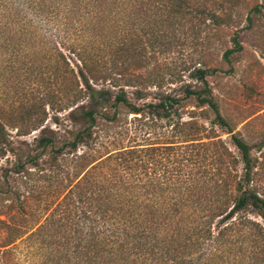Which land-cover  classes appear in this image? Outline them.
I'll return each mask as SVG.
<instances>
[{
  "label": "trees",
  "instance_id": "1",
  "mask_svg": "<svg viewBox=\"0 0 264 264\" xmlns=\"http://www.w3.org/2000/svg\"><path fill=\"white\" fill-rule=\"evenodd\" d=\"M227 3L0 0V47L3 36L17 39L48 26L54 37L65 35L77 69L66 63L69 86L58 111H68L75 127L66 135L45 126L48 103L10 113V123L0 112V162L11 166L0 164V200L11 202L0 210V264H7L9 246L48 226L77 264H242L252 252L233 238H244L250 226L262 236L257 257L264 264V227L234 219L253 208L264 220V134L251 143L235 132L209 80L242 50L238 33L233 48L226 41L210 50L227 26ZM251 12L257 16L260 7ZM247 21L252 27L254 18ZM191 46L197 51L188 60L182 53ZM155 58L161 61L150 65ZM16 64L12 58L0 65V92ZM121 109L139 124L111 134ZM8 126L18 140L39 136L15 141ZM49 193L57 200L44 223L23 228L2 218L14 205L27 218L35 195L41 201ZM229 240L234 248L225 247Z\"/></svg>",
  "mask_w": 264,
  "mask_h": 264
},
{
  "label": "rangeland",
  "instance_id": "2",
  "mask_svg": "<svg viewBox=\"0 0 264 264\" xmlns=\"http://www.w3.org/2000/svg\"><path fill=\"white\" fill-rule=\"evenodd\" d=\"M255 6H259L261 10L257 16L251 12ZM226 8V15L228 16H224L223 13V17L228 21L227 26L221 33H214L216 40L210 50L212 51L216 46L219 48L221 43L226 41H229V44L225 45V48H233L234 44L230 41L234 33L239 34L242 50L240 53H234L231 56L230 65L220 66L223 70L209 80L221 105L222 113L232 123L235 132H240L249 142L254 143L264 134V0H228ZM250 15L254 18L252 27H249L247 21ZM23 23L17 25L23 27L25 25ZM33 28L35 27L33 26ZM32 30L33 34H26L25 36L21 34L22 36L19 35L17 39L11 38L10 35L1 38L0 65H9V60L14 58L17 61V72L16 70L11 73L6 72L3 77L4 85L0 92V112L7 113V119L4 123H10V113L19 114L27 105L36 104L40 107L42 103H48L44 109L47 114L45 126L54 129L62 137V135L67 134V130L75 129L68 119V111L59 112L58 110L65 106V89L69 86L67 81L69 73H67L66 63L68 62L75 68L76 58L65 47L67 44L65 35L54 37L48 26H44L43 29ZM55 42L59 44L58 50L55 48ZM221 49L222 46L219 50ZM196 51L197 48L191 46L182 55L185 58L189 57L187 58L189 60L191 57L189 55L196 53ZM162 58L164 59V56ZM167 59L169 60V57ZM159 60L161 61L160 58L152 59L150 65H157ZM184 76L185 81L190 80L188 73ZM128 92L131 93V90ZM130 97L132 98V96ZM50 100L55 108L50 104ZM41 108L43 107L41 106ZM193 109L189 107L187 110ZM120 114L121 120L118 125L110 128L111 134L121 132L124 127L133 131L139 124V121L135 120L136 116L128 114L126 109H121ZM184 118H189V115L185 114ZM56 119L59 122L57 125L55 124ZM204 122L210 126L207 121ZM7 129L15 141L26 140L33 143L34 139L39 136V132H33L31 135L18 140L17 130L10 126ZM158 131L161 132L163 129H158ZM216 132H220V130H216ZM220 135L223 141L231 147L230 136L224 132H221ZM128 141V138L124 139L125 144ZM0 164L5 166L6 161L2 160ZM6 166L10 165L7 164ZM51 172L52 170L47 174ZM35 180L39 179L35 178ZM35 184L48 186V183L43 181H38ZM16 185L17 187L20 186V184ZM54 188L52 186L50 190ZM39 200L36 194L31 206L25 208L27 218L22 217V213L16 205L7 217L3 216L2 218H8L12 224L23 228L31 227L37 220L41 221L42 224L53 210V204H56L57 199L53 193H49L41 201ZM10 204L11 202L8 200H0V210H3V206ZM48 205L52 206L51 209H48ZM239 217H247L264 227V220L258 216L253 208L239 212L234 219ZM243 230L246 231L244 238L241 239L239 235L233 238L242 241L244 249L252 252L251 256L244 257L242 264H259L257 246L261 245L262 236L250 226H244ZM60 239L56 229L50 226L33 237L26 235L7 248L5 252L7 264H77V260L73 258L71 251L68 253L60 245ZM254 239L256 241H253ZM225 247L227 249L234 248L231 245V240L225 242ZM66 254L70 257L68 258ZM199 254L200 250L197 251V257Z\"/></svg>",
  "mask_w": 264,
  "mask_h": 264
}]
</instances>
